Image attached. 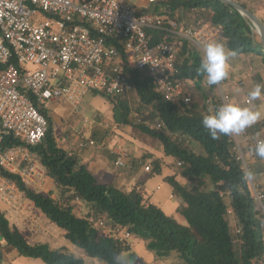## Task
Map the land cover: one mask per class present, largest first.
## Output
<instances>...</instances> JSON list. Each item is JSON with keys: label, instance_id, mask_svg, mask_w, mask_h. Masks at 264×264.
Masks as SVG:
<instances>
[{"label": "trees", "instance_id": "16d2710c", "mask_svg": "<svg viewBox=\"0 0 264 264\" xmlns=\"http://www.w3.org/2000/svg\"><path fill=\"white\" fill-rule=\"evenodd\" d=\"M235 1L255 12L244 0ZM166 9H171L172 15L187 28L207 23L220 26L221 42L227 48L237 54L257 55L264 66L260 36L249 17L232 4L223 0H159L150 3L144 12L162 13ZM201 58V52L185 41L176 78L196 86V91L191 92L188 86L185 89L186 95L191 96L189 103L184 99L166 100L156 91L147 73L128 66L124 51L121 63L134 85L132 91L140 98L136 109L139 116L132 117L133 109L126 94L93 92L114 105L117 120L158 139L165 156L183 162L179 172L164 175V181L173 195L181 198L177 211L187 223L167 214L146 194L145 180L138 181L130 190L119 187L115 180L100 181L76 152L59 144L49 110L39 106L48 119V130L43 141L32 146V150L38 154L47 176L53 179V187L50 191L34 189L27 187L19 176L9 174V177L85 256L65 247H53L47 241H29L1 212L0 261L3 250L10 248L20 255L40 258L46 264H88L86 257L104 264H124L120 257L131 251L132 245L113 233H104L94 224L103 220L111 231L119 228L142 237L147 248L160 258L177 255L176 264H264V213L257 207L234 142L230 136L213 140L202 127V117L209 110L206 105L210 109L218 106L219 98L215 94L216 85L208 86L210 93L203 91L205 77L197 72ZM257 83L264 81L260 78ZM198 91L203 101L196 97ZM158 122L162 123L161 128L150 125ZM262 127L263 123L258 122L248 128L249 143L256 144L255 136ZM163 161L153 160L154 168L149 173H162ZM262 171L260 165L251 169L253 179L260 180Z\"/></svg>", "mask_w": 264, "mask_h": 264}, {"label": "built area", "instance_id": "2783aa9c", "mask_svg": "<svg viewBox=\"0 0 264 264\" xmlns=\"http://www.w3.org/2000/svg\"><path fill=\"white\" fill-rule=\"evenodd\" d=\"M39 14L45 19L39 20ZM221 33L218 25L187 28L172 15L171 9L143 12L126 0H0V200L16 209L19 197L24 195L9 174L19 176L34 189L45 190V183L51 180L32 150L48 130V119L39 106L64 99L79 107L93 91L130 93L134 85L121 63L123 51L128 66L147 73L166 100L184 99L189 103L187 84L176 78L184 43L188 41L203 56L207 42L222 41ZM215 91L219 105L233 100L222 82ZM111 126L104 124L107 131ZM156 127L161 128L162 123ZM230 138L257 207L264 213V188L253 179L243 150L248 129ZM98 145L105 146L106 142L93 137L80 140L82 149ZM129 158V153L123 151L115 164L124 167ZM177 165L183 162L177 160ZM145 169L150 171L151 166L146 165ZM94 224L106 226L103 220ZM107 232L128 243L133 236L119 228Z\"/></svg>", "mask_w": 264, "mask_h": 264}, {"label": "rangeland", "instance_id": "374dc122", "mask_svg": "<svg viewBox=\"0 0 264 264\" xmlns=\"http://www.w3.org/2000/svg\"><path fill=\"white\" fill-rule=\"evenodd\" d=\"M128 3H133L135 0H126ZM248 3L250 7L255 9V12L261 19L264 21V0H244ZM152 3V2H150ZM139 7V6H138ZM137 7V8H138ZM39 20L45 19V15L39 14L36 16ZM256 32L257 28L254 26ZM259 35V34H258ZM260 36V35H259ZM261 66V69L258 68ZM252 68V72L249 69ZM244 66H248L244 68ZM255 67V68H254ZM262 61L257 55L250 54H237L233 59L230 60V72L234 71L233 74L229 75L226 80L222 81L225 85V89L228 90L226 83L234 85V81L237 82V88H245L248 87L249 90L255 85L254 82L257 83L258 78L260 79L262 76ZM248 72H245L246 70ZM240 73H235L237 71ZM256 70V71H255ZM260 70V71H259ZM242 75V77H238ZM251 77V79L245 80L244 78ZM245 82L246 84H243ZM187 86L190 91H196V86L192 82H187ZM203 91L206 93H210L207 91L209 89L206 84V78L203 81ZM248 90V91H249ZM229 91V90H228ZM94 92V91H93ZM90 92L85 96L83 103L80 105L78 109L73 107L69 102L64 99L47 101L45 103V107L49 109V113L54 122V128L58 139V142L61 146L69 145L73 140L76 139V144L78 145V137L92 135L93 138L99 141H105L106 147L108 143H110L112 137H115L116 134H120L122 132V136L124 139L129 140L130 143H133L142 151L141 157H133L130 156L128 169L126 170V176H133L132 171H135L140 167L142 162L144 163L143 169L139 171L138 176H144L145 179V191L148 196L152 197V200L160 205L164 211L173 215L178 219V221L186 224L187 221L183 215H181L177 211V207L181 203V198L179 196L173 195L171 191L170 185L164 181V175L174 174L179 172L177 160L168 158L165 156L162 148L161 142L146 134L141 132L136 126H132L129 124H125L119 120H117L114 110V105L109 102L103 95L95 94ZM214 94V93H213ZM217 94V91H215ZM128 100L131 103V107L133 109L132 117H137L138 112L136 111L137 107L140 105V98L137 96L136 92L131 91L126 94ZM196 97L202 100V93L199 91L196 93ZM203 101V100H202ZM203 103V102H202ZM257 106L264 107V102L256 101ZM204 108L205 104L202 105ZM206 109H210V105H206ZM262 120V119H261ZM105 122L110 123L112 126L110 129L104 127ZM263 123L264 126V122ZM152 127L156 126V124L151 123ZM114 127V131L112 130ZM78 128V130H77ZM88 129L91 131H84L80 129ZM88 129V130H90ZM95 132V133H94ZM97 132V133H96ZM90 133V134H89ZM81 139V138H80ZM250 140L246 141L244 145L249 143ZM200 143L196 142V146L201 148ZM80 145V140H79ZM249 146L254 148V143H249ZM104 149V153L107 156H111L114 152L107 150L106 147L102 146ZM82 149V148H80ZM244 146V153H245ZM246 155V153H245ZM106 156V155H105ZM133 158V159H132ZM156 158H159L163 161V170L162 173H155L151 175L149 171H146L145 166L150 164L151 170H153L154 165L152 161ZM247 158V156H246ZM133 160V161H132ZM248 160V158H247ZM148 162L146 165L145 163ZM250 163V168L253 169V164ZM259 164V162L257 163ZM263 169L261 176L264 181V165L259 164ZM259 167V166H258ZM145 169V170H144ZM123 170V169H121ZM114 170L108 168V170L97 173V178L102 182H111L113 177ZM140 177V178H141ZM182 178V176H178ZM138 182V181H137ZM136 182V183H137ZM53 179L48 180L45 183V190L48 191L53 187ZM135 183V184H136ZM264 184V182H263ZM160 185V188H158ZM132 186V185H131ZM129 183L123 188L128 189L131 187ZM129 190V189H128ZM171 196V197H170ZM0 210L5 213L7 218L11 220L13 225H16L26 236V238L31 242L36 241H47L53 247L56 248H67L70 252H74L77 254H81L85 256L83 251L79 248L74 247L72 243H70L64 236V231L50 222L43 213L35 208V206L30 203V201L24 196L19 197L18 208L10 209L9 206L0 200ZM231 219V218H230ZM232 224H234V220L231 219ZM98 223V222H97ZM96 223V224H97ZM100 224H98L99 226ZM102 226V225H100ZM99 226V227H100ZM107 226H105L106 228ZM104 233H107L104 226L100 227ZM124 230V229H122ZM130 244L132 245L131 251L124 252L120 259L124 264H176L178 257L175 254L169 256L167 258H160L156 253L150 251L147 248V241L140 236H132L129 239ZM88 264H104L98 259L86 257ZM0 264H46L40 258L28 257L24 255H20L15 249L11 250L10 248H6L3 250V256L0 261Z\"/></svg>", "mask_w": 264, "mask_h": 264}, {"label": "clouds", "instance_id": "9594fccd", "mask_svg": "<svg viewBox=\"0 0 264 264\" xmlns=\"http://www.w3.org/2000/svg\"><path fill=\"white\" fill-rule=\"evenodd\" d=\"M236 55L223 42L211 40L204 46L197 72L206 78L208 86L217 85L229 76L230 60ZM256 101L264 102V83H256L242 102L229 100L209 109L202 117V127L213 140L220 136L239 135L264 119V107L257 106ZM253 150L264 158V139H257Z\"/></svg>", "mask_w": 264, "mask_h": 264}, {"label": "crops", "instance_id": "0c3cea01", "mask_svg": "<svg viewBox=\"0 0 264 264\" xmlns=\"http://www.w3.org/2000/svg\"><path fill=\"white\" fill-rule=\"evenodd\" d=\"M131 5H133L136 8L139 6L137 9L140 10V11L143 10V12H144V10L150 6V1L149 0H135L134 1V4L131 3ZM247 5H248V3H247ZM249 8H252V7L249 6ZM253 10H255V9H253ZM247 67L248 66H244V68H247ZM258 68L261 69V66H259V64H258ZM262 68L263 69H262L261 79L264 81V67H262ZM249 69L252 72V68H250V65H249ZM248 71L246 70L245 72H248ZM233 73H234V71L231 70V72H230V70H229V75H231ZM235 73H239L238 70L235 71ZM238 77H242V75H239ZM244 79L245 80H248V79H251V77L244 78ZM236 83L237 82L234 81V83H233L234 85H231V87H230L229 83H226V85L228 87V90L232 94L233 100L241 101L242 102V101H244V100L247 99V92H248L249 88L248 87H245V88H237L236 87L237 86ZM254 83L256 84V82H254ZM243 84H246V83L243 82ZM207 91H209V89H207ZM56 100H59V99H56ZM51 101H54V100H51ZM79 107H75V108L78 109ZM259 122H264V119L260 120ZM88 129H90V128H88ZM88 129H84L83 128V129H80V130H84L85 132L86 131H91V129L90 130H88ZM77 130H78V128H77ZM122 135H123L122 132L120 134L119 133L116 134L115 137L110 138L111 141H110V143H108L107 147H106V145L104 146V147L107 148V150L110 149L109 151L114 152V154H112L111 156H107V154L104 153L105 152L104 151L105 148H103L101 145H98L96 147L95 146H88V147H86L84 149H80L81 147L79 145V140H81L83 138L94 137L91 134L90 135H87V136H82V137L80 136V137H78V145L76 144V139H75L71 143H69V145H65L63 147L66 148V149H68V150H73L74 152H76L79 155V157L81 158L82 162L86 163L88 165V167L95 173L96 176H97V173H99V172H102V171H105L106 172L108 170V168L113 169L114 170V173H113L112 181L115 180V183L119 187H124V186H126L129 183L130 186L132 185L131 187L128 188L130 190V189L133 188V186L135 185V183L137 181H144L145 180L144 179V176H142V177L141 176H138L139 171H141L143 169L144 163L142 162L141 164H143V165H140V167L138 169H136L135 171H132V173L134 174L133 176H126V174H127L126 170L129 167H128V165H126L124 167L123 166L122 167L117 166L115 164L117 155L120 154V153H122L123 151L129 153L130 156L133 155V157H141L143 155H142V151L139 148H137L136 145H134L133 143H130L129 140L124 139ZM56 137H57V135H56ZM255 137L257 139H259L261 137L264 138V130H263V127L257 133V135ZM57 139H59V138L57 137ZM97 140H98V138H97ZM99 142H102V141H99ZM254 142L255 141H253V143ZM248 144L249 143H247V145H246V148L247 149L245 150V153H246V156L248 158V161L251 162L254 165L253 166V169L256 170V167H258L259 164L264 165V158H261L258 155H256L255 152H254V150H253L254 148H252ZM254 146H255V144H254ZM126 161H127V164H129L128 163L129 162V159L126 160ZM258 162H259V164H257ZM147 163L148 162H146L145 165ZM121 169H123V170H121ZM262 179H263V177H260V180H258V181L261 184V186L264 188V184H263L264 181ZM158 186H160V185H158ZM30 203H32V202L30 201Z\"/></svg>", "mask_w": 264, "mask_h": 264}, {"label": "water", "instance_id": "95a60500", "mask_svg": "<svg viewBox=\"0 0 264 264\" xmlns=\"http://www.w3.org/2000/svg\"><path fill=\"white\" fill-rule=\"evenodd\" d=\"M225 2H228L232 4L234 7H236L242 14L249 17V19L252 21L253 25L257 28L258 34L260 35L262 44L264 46V22L262 19L253 11L250 9L244 7L242 4L238 3L235 0H223ZM2 211H0L1 214Z\"/></svg>", "mask_w": 264, "mask_h": 264}]
</instances>
